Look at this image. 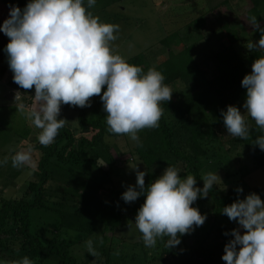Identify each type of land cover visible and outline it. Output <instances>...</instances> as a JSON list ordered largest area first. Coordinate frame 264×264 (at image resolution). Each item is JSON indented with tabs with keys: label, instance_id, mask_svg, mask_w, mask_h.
<instances>
[{
	"label": "trees",
	"instance_id": "obj_1",
	"mask_svg": "<svg viewBox=\"0 0 264 264\" xmlns=\"http://www.w3.org/2000/svg\"><path fill=\"white\" fill-rule=\"evenodd\" d=\"M250 3L251 7L243 13L241 20L250 25V33L247 34L252 35L251 42H255L259 39L260 33L250 23L249 18L254 16L260 27L264 28V0H250ZM232 10L229 0L208 6L203 15H199L186 25L184 31L187 35L178 51L169 47L176 40L180 41V36L173 41H163L169 48L167 58L152 68L162 73L166 85L180 81L183 86L181 91L171 94L168 101H161L163 111L158 127L143 129L144 132L139 135L134 145L131 154L145 172V186L158 178L167 166L175 167L176 163H182L185 171L181 175H193L196 178L195 186L201 188L203 184L197 163L201 157H206L213 150H223L229 155L234 153L245 155L254 167L264 171V151L253 144L259 136L264 135V131L244 112L242 105L245 89L240 85L243 76L251 72L253 60L264 56V48L256 47L242 54L236 51L234 44L246 33L238 23V15ZM209 16L211 18H208ZM207 19L216 21V29L209 33L219 35L225 42L221 41L217 50L200 62L194 59L191 52L199 40L204 38L201 30L206 26ZM140 58L133 55L128 63L140 66ZM148 68L150 67L143 69V72ZM103 90L102 88L101 93ZM92 99L100 101L99 96H93ZM217 103L222 104L224 110L226 106L231 105L237 107L241 113L244 112L249 128L246 138L232 136L223 142L221 133L226 129L222 118L213 121L207 113L209 108ZM66 106L69 105H61L60 110ZM72 108L77 113L76 125H65L59 129L50 145H38L42 155L37 167L39 174L37 183L31 184L23 197L4 201L0 206V250L14 252L16 249L19 256H27L33 264H43L46 261H51V264H88L93 255L86 251L80 255L74 249L77 250V247L84 244L85 239L92 236L98 228L102 233H114L130 221L135 225V214L144 200V197L140 196L134 202L125 203L120 197L126 189L112 192L109 188L111 186L109 172L113 169L115 160L106 141L104 125L100 120L87 119L83 107ZM89 170H94L96 174L93 175ZM57 182L71 183L74 186L76 194L71 203L66 200L68 196L62 194L60 186H55L52 190L61 194V200L52 202L47 200L57 198L47 196V192H51L49 183ZM236 183L227 190L217 185L208 190L205 197H208L216 208L214 219L224 206L233 203L237 198L243 200L249 193L257 194L264 202V186L250 187L241 180ZM237 188L242 191L237 193L235 191ZM102 191L106 195L105 204L97 200V195L99 196V192ZM36 210H48L55 219L49 222L50 217L42 216L45 217L43 220L45 227L50 225L56 233L49 239L43 240L32 230L31 212ZM9 224L11 228L7 229ZM195 227L193 226L189 233L179 236L180 242L174 247L167 246V236L157 238L152 258L166 262L171 258L182 257L185 251H189L191 255L187 264H215L221 255L220 251L217 253L220 247L215 248V238L210 249L205 236L212 229L216 231L219 229L211 226L206 234L197 235L194 233ZM233 229L235 227L222 228L224 233L229 234H223L224 238L221 240L222 244L219 242V246L232 239L230 232ZM67 230L75 238L72 243L59 234L63 231L66 234ZM11 234L15 238L8 236ZM113 239L115 243L120 241L117 236ZM187 240L192 244H188ZM111 251L114 249H107L106 264L108 252ZM83 256L84 261L81 259Z\"/></svg>",
	"mask_w": 264,
	"mask_h": 264
},
{
	"label": "clouds",
	"instance_id": "obj_2",
	"mask_svg": "<svg viewBox=\"0 0 264 264\" xmlns=\"http://www.w3.org/2000/svg\"><path fill=\"white\" fill-rule=\"evenodd\" d=\"M96 0H27L23 9L6 5L8 16L0 23V33L8 38L4 51L13 82L22 89H33V106L21 102L17 111L40 129L37 141L42 146L53 143L66 121L58 119L61 105L87 107L90 97L99 96L106 114L108 131L126 134L138 141L137 132L158 127L162 115L161 101H168L172 91L164 83V76L155 68L142 72L116 53L111 42L117 39L119 26L100 21L90 9ZM250 23L260 33L247 49L264 48V28L256 18ZM251 72L243 76L240 85L245 89L243 102L247 117L264 131V56L251 63ZM102 88L104 89L101 93ZM20 93L15 94L19 99ZM243 112V113H244ZM237 107L226 106L221 111L223 126L233 137L246 138L249 128L246 117ZM264 151V135L253 143ZM33 147L15 152L13 167L36 168ZM8 162L5 157L0 164ZM135 169V167L133 168ZM144 171L135 172V185H128L121 193L125 203L143 196L134 223L146 247H154L159 237L167 236V246L179 244V236L200 226L205 216L192 207L197 198L208 195V190L220 178L216 171L205 173L201 188L196 178L188 174L181 178L178 170L167 166L162 174L145 186ZM237 193L242 189L237 188ZM235 220L243 233L233 229L232 237L223 247L224 264H264V202L255 193L243 200L237 198L221 211ZM229 233H224L228 235ZM87 251L96 255L92 241ZM0 264H33L27 256Z\"/></svg>",
	"mask_w": 264,
	"mask_h": 264
},
{
	"label": "rangeland",
	"instance_id": "obj_3",
	"mask_svg": "<svg viewBox=\"0 0 264 264\" xmlns=\"http://www.w3.org/2000/svg\"><path fill=\"white\" fill-rule=\"evenodd\" d=\"M221 1L223 0H96L95 4L88 10L94 16H98L100 21L114 23L119 26L117 39L111 42L112 47L127 62L133 55L141 57L139 67L143 72V69H146L147 66L154 67L164 61L167 58V49L171 48L174 51L181 49L184 43L182 41L185 40L187 35V32L184 31L186 25L190 24L199 15H203L208 6ZM26 3L27 0H0V23L8 16L9 9L6 5L15 4L23 9ZM229 3L233 9L232 12L238 15V23L245 29L246 33L234 44V47L239 54H242V52L247 53V51H250L247 49V44L253 41V37L247 34L250 33V25L243 22L241 18L243 13L251 7L250 0H229ZM208 18H211V16ZM212 29H216V21L214 22L213 19L208 21L207 19L206 26L201 30L204 38L199 40L191 52L195 60L203 62L211 55V52L217 50L221 41L225 42V39L219 37V35L210 34L209 32ZM179 36L181 40H176L169 48L163 42L164 40L173 41ZM7 43L8 38L3 33H0V160L5 157L8 158L7 163L0 164V206L4 201L23 197L24 194H27L31 184L37 183L39 180L37 167L42 155L37 141L40 129L33 126L24 114L16 110L17 105L21 102L26 106V110L28 107L33 106L32 95L34 90L22 89L13 82L12 73L7 64V54L4 51ZM207 72L209 73V71ZM168 86L173 94L181 91L183 85L180 81H177ZM17 92L21 94L19 99L15 98ZM9 93H13V96H10ZM89 99L90 106L83 107L85 117L90 120H100L103 123L106 141L111 147V155L115 160L113 169L109 172L111 184L109 188H111L112 192L113 190L123 191L128 185L135 183V172L143 171L133 154H131L136 141L130 140L126 134L110 133L107 130L106 114L103 111L102 102L96 101L92 97ZM221 111H224V106L217 103L209 108L207 113L210 119L214 121L222 118L220 115ZM76 116L77 113L72 106H66L60 110L57 118H63L66 121L64 126H75ZM143 132V129L139 130L137 136L139 137ZM221 137L224 142L232 136L224 130L221 133ZM29 145L33 147L32 156L36 162V168L33 170L23 165L13 167L11 157L16 151L25 149ZM134 167L135 169H133ZM175 168L181 178L185 177L181 175L185 171L182 163H176ZM197 169L200 174V180H202L205 173H214L216 171L221 183L217 181L214 185L224 190L235 186L236 182L240 180L245 182L243 184H247L250 187L264 186V171L254 167L245 155H237L235 153L229 155L223 150H213L206 157L199 159ZM90 171L93 175L96 174L94 170ZM60 182L49 183L51 192H47V196L52 195L57 198H47V200L51 202L61 200V194L54 193L52 190L55 186H60L62 194L68 196L66 200L71 203L74 194H76L74 186L71 183ZM99 194V196L97 195V200L105 204V193L102 191ZM192 207L197 208L199 213L206 217L202 225L195 227V234L201 233V235H204L211 226L216 227L217 230L219 229V231L212 229L205 237H207L206 240L209 242L210 249H212L216 238L215 248L220 247L217 253L219 254L220 251L221 255L215 264H224L221 259L224 245L219 246V242L222 244L221 240L224 238L222 228L235 227L241 234L243 229L239 227L235 220L230 221L221 211L218 212L216 219H214L213 215L216 208L208 197H198ZM43 215L50 217L48 219L49 222L55 220L48 210H36L31 212V224L32 230L36 231L43 240H46L56 233L50 225L45 227L43 223L45 217H42ZM212 222L214 224L211 225ZM7 227V229H10L11 224L7 225ZM221 230L222 232H220ZM64 233L63 231L59 234L70 243L75 240L71 236L73 234L70 231L67 230L66 234L70 233L71 235ZM8 236L15 238L13 234ZM114 236H117L120 241L115 243ZM89 240L92 241V247L96 255L93 256L88 264H106L107 249L109 248H113L114 251H111L112 253L108 252V264H187L191 255V252L185 251L182 257L171 258L166 262L152 258L153 247H146L143 244L141 233L131 221L126 226L118 228L114 233H102L101 229L98 228L92 236L85 239L84 244L77 247V250L75 248L74 251L80 255H83V251L88 253L87 241ZM189 241L187 240L188 244H192ZM22 257L24 256H19L16 249L14 252L6 251L5 249L0 250V261L2 262L19 260ZM84 258L83 256L81 259L84 261ZM96 259L98 261L95 262ZM43 264H51V261H46Z\"/></svg>",
	"mask_w": 264,
	"mask_h": 264
},
{
	"label": "water",
	"instance_id": "obj_4",
	"mask_svg": "<svg viewBox=\"0 0 264 264\" xmlns=\"http://www.w3.org/2000/svg\"><path fill=\"white\" fill-rule=\"evenodd\" d=\"M10 94V96H13V93H9ZM190 242V241H189Z\"/></svg>",
	"mask_w": 264,
	"mask_h": 264
}]
</instances>
